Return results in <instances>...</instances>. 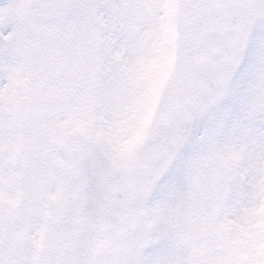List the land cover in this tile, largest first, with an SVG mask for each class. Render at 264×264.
<instances>
[{"label": "snow or ice", "instance_id": "6c2138e0", "mask_svg": "<svg viewBox=\"0 0 264 264\" xmlns=\"http://www.w3.org/2000/svg\"><path fill=\"white\" fill-rule=\"evenodd\" d=\"M2 11L0 114L102 118L85 174L130 243L103 264H264V0Z\"/></svg>", "mask_w": 264, "mask_h": 264}, {"label": "flooded vegetation", "instance_id": "af4514ba", "mask_svg": "<svg viewBox=\"0 0 264 264\" xmlns=\"http://www.w3.org/2000/svg\"><path fill=\"white\" fill-rule=\"evenodd\" d=\"M7 16L2 17L0 28ZM66 116L67 112L58 110L46 120H25L15 106L0 114V225L16 233L1 243L2 263L35 264L38 260L34 247L40 227L38 217L33 216L36 205L41 212L46 210L60 183L59 166L65 158L57 145L67 135Z\"/></svg>", "mask_w": 264, "mask_h": 264}, {"label": "water", "instance_id": "95a60500", "mask_svg": "<svg viewBox=\"0 0 264 264\" xmlns=\"http://www.w3.org/2000/svg\"><path fill=\"white\" fill-rule=\"evenodd\" d=\"M91 145L83 135L72 132L58 146L66 162L60 167L59 191L47 205L40 264H103L130 251L118 216L102 208L98 194L89 188L85 173Z\"/></svg>", "mask_w": 264, "mask_h": 264}, {"label": "rangeland", "instance_id": "374dc122", "mask_svg": "<svg viewBox=\"0 0 264 264\" xmlns=\"http://www.w3.org/2000/svg\"><path fill=\"white\" fill-rule=\"evenodd\" d=\"M12 3V0H0V24L2 22V17L5 15H8L7 12L2 11L6 5H9ZM102 118H84L80 116L76 111H68L67 116H66V131L69 133L71 131H77L86 137H89L92 141L96 139V137L99 135L100 132V124L102 123ZM51 150V148H49ZM58 162H62V159L57 158ZM49 188V187H48ZM167 191V186L165 184H158L157 188L155 189L156 195H157V200H162L164 197L165 193ZM48 192V191H47ZM41 208V207H40ZM40 208L38 206H35V211H34V216L33 218L38 219L44 215V211L40 213ZM37 215V216H36ZM39 215V216H38ZM39 224L41 225V221L39 220ZM38 225V224H37ZM15 230L14 231H4L3 228L0 225V264H5L2 263L1 261V254H3V249L1 248V243H7L11 238L12 235H15ZM4 243L2 245H4ZM37 264V262H35Z\"/></svg>", "mask_w": 264, "mask_h": 264}]
</instances>
